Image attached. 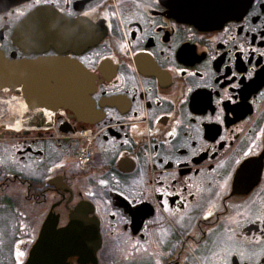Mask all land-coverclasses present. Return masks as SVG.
Instances as JSON below:
<instances>
[{"label": "flooded vegetation", "instance_id": "flooded-vegetation-1", "mask_svg": "<svg viewBox=\"0 0 264 264\" xmlns=\"http://www.w3.org/2000/svg\"><path fill=\"white\" fill-rule=\"evenodd\" d=\"M40 7L97 40L22 51L13 31ZM0 52L78 62L94 85L93 112L65 124L0 88V264H25L77 207L98 224L95 264H264V0L207 29L164 0H26L0 8Z\"/></svg>", "mask_w": 264, "mask_h": 264}, {"label": "water", "instance_id": "water-1", "mask_svg": "<svg viewBox=\"0 0 264 264\" xmlns=\"http://www.w3.org/2000/svg\"><path fill=\"white\" fill-rule=\"evenodd\" d=\"M26 0H0V8H9ZM178 19L207 29L223 23L241 12L250 0H164ZM95 29L85 21L69 20L49 7L30 12L15 27L12 42L27 53L44 52L50 46L62 50L81 42L97 40ZM18 88L28 109L45 108L51 111L70 109L77 121L82 114L93 112L90 93L93 80L78 62L54 57L8 60L0 52V88ZM96 220L88 218L77 207L68 224L58 234L45 223L41 236L25 264H62L67 257L96 263L100 247ZM44 243L45 246L42 244ZM50 243V245H46Z\"/></svg>", "mask_w": 264, "mask_h": 264}, {"label": "built area", "instance_id": "built-area-1", "mask_svg": "<svg viewBox=\"0 0 264 264\" xmlns=\"http://www.w3.org/2000/svg\"><path fill=\"white\" fill-rule=\"evenodd\" d=\"M58 113L60 114L62 112H58ZM71 137L84 140V137L79 130H77L74 134H72ZM88 159H89V152L87 148L84 145L78 146L76 150V161L78 163V166L82 168L87 163Z\"/></svg>", "mask_w": 264, "mask_h": 264}, {"label": "bare ground", "instance_id": "bare-ground-1", "mask_svg": "<svg viewBox=\"0 0 264 264\" xmlns=\"http://www.w3.org/2000/svg\"><path fill=\"white\" fill-rule=\"evenodd\" d=\"M21 96V95H20ZM20 98H22V96L20 97ZM20 98L18 99V100H20ZM23 99V98H22ZM17 103H19V102H17ZM23 103H25V101H24V99H23ZM21 104V103H20ZM26 104V103H25ZM8 107V105L6 104V103H4V105H1V107H0V110H1V112H4V109L6 108V106ZM12 106L11 107H13V106H15V103H12L11 104ZM9 106H10V104H9ZM24 106V105H23ZM27 106V105H26ZM17 107V106H16ZM22 107V106H21ZM10 108V107H9ZM19 108V107H18ZM27 108L28 107H24L23 109H22V113H24L25 111L27 112ZM11 109V108H10ZM41 109H43V110H48V109H45V108H41ZM16 110V109H15ZM20 110V109H19ZM14 111V110H13ZM9 112H10V110H9ZM8 112V113H9ZM17 112V111H16ZM15 112V113H16ZM47 112H49V111H47ZM19 113V112H18ZM17 114V113H16ZM4 116H6V115H4ZM45 117H46V115H44ZM12 127L13 126H15V125H13L12 123L10 124ZM9 125V126H10ZM18 125V124H17ZM14 128V127H13ZM15 129V128H14Z\"/></svg>", "mask_w": 264, "mask_h": 264}, {"label": "rangeland", "instance_id": "rangeland-1", "mask_svg": "<svg viewBox=\"0 0 264 264\" xmlns=\"http://www.w3.org/2000/svg\"><path fill=\"white\" fill-rule=\"evenodd\" d=\"M0 113H2L1 110H0ZM11 123H12L13 125H16L17 122L13 120V121H11ZM11 123H9V125H10ZM6 125H7V124H6ZM7 127L12 128L11 125H10V126H7ZM20 128H23V129H31L30 127H21V125H20ZM12 129H13V128H12ZM75 132H76V131H75ZM75 132H74V133H75ZM74 133H73V134H74Z\"/></svg>", "mask_w": 264, "mask_h": 264}, {"label": "snow or ice", "instance_id": "snow-or-ice-1", "mask_svg": "<svg viewBox=\"0 0 264 264\" xmlns=\"http://www.w3.org/2000/svg\"><path fill=\"white\" fill-rule=\"evenodd\" d=\"M21 255H22V253H21Z\"/></svg>", "mask_w": 264, "mask_h": 264}]
</instances>
